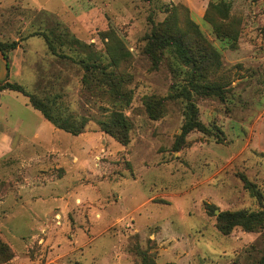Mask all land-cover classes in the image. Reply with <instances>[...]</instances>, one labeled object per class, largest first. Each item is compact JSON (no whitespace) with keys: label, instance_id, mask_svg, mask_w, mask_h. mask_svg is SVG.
Here are the masks:
<instances>
[{"label":"rangeland","instance_id":"obj_1","mask_svg":"<svg viewBox=\"0 0 264 264\" xmlns=\"http://www.w3.org/2000/svg\"><path fill=\"white\" fill-rule=\"evenodd\" d=\"M212 5L227 6V19L214 16L238 27L236 48L206 18ZM174 6L221 51L215 77L226 88L224 99H195L208 130L191 131L179 150L186 100L168 98L171 65L155 68L143 52L153 23ZM52 28L102 51L103 33L113 29L132 52L123 67L132 90L128 144L101 129L109 111L84 88L82 67L49 52L41 32ZM0 41H17L8 52L10 81L59 93L66 113L89 119L74 135L24 93L0 97V124L19 129L15 143L20 134L37 142L0 159V236L14 253L2 264H144L143 251L157 263L261 264L264 229L224 234L217 214L264 203L245 184L264 196V0H0ZM148 96L165 98L157 119Z\"/></svg>","mask_w":264,"mask_h":264},{"label":"trees","instance_id":"obj_2","mask_svg":"<svg viewBox=\"0 0 264 264\" xmlns=\"http://www.w3.org/2000/svg\"><path fill=\"white\" fill-rule=\"evenodd\" d=\"M167 11L166 18L160 22H154L151 31L145 35L143 52L151 59L155 68L164 61L171 65L176 80L168 98L186 100L185 121L176 141V149L179 150L191 131L208 130L199 118V108L195 99L198 97L224 99L226 88L225 84L215 77L222 66L221 51L193 19L186 17L184 21H180L179 7L174 6ZM214 13H219L223 19H227L229 16L227 6L212 5V12H208L206 18L213 23L216 35L227 41L232 48H236L238 27L231 21L222 22L216 19ZM41 36L52 55L68 58L82 67L84 88L92 95L102 97L106 104L104 108L109 111L106 118L99 120L101 129L117 138L122 144H128L132 124L125 109L132 102V90L128 87L130 75L124 71L123 67L131 61L132 52L124 40L110 29L103 33L107 41L102 51L95 49L92 44L81 41L68 29H46L41 32ZM0 48L9 62L8 52L17 48V41L12 43L0 41ZM65 49L71 52L67 53ZM3 90L24 93L29 97L30 105L39 110L45 119L74 135L83 133L89 123L86 117L66 113V107L63 106L62 96L59 93H32L22 83L10 81L9 75L6 80L0 82V91ZM164 102L165 98L146 97L145 105L151 118L157 119L162 115ZM245 184L263 203L262 192L248 180H245ZM217 220L218 227L224 234H230L236 227H241L248 232L260 231L264 229V203L258 210L245 208L221 211L217 214ZM13 256L12 248L0 236V264L11 260ZM142 260L144 264H175L173 262L157 263L145 251H143ZM260 262L264 264V255Z\"/></svg>","mask_w":264,"mask_h":264},{"label":"crops","instance_id":"obj_3","mask_svg":"<svg viewBox=\"0 0 264 264\" xmlns=\"http://www.w3.org/2000/svg\"><path fill=\"white\" fill-rule=\"evenodd\" d=\"M11 65V64H10ZM11 66L9 67V73H10ZM7 90L0 91V97L6 93ZM2 104V103H1ZM19 129L15 128H3V126L0 124V159L10 156L17 147L24 144H37V142L33 141L30 143H27L26 138L23 134H20L18 142L15 143V137L19 134ZM41 136V132H36L34 138L38 139Z\"/></svg>","mask_w":264,"mask_h":264},{"label":"water","instance_id":"obj_4","mask_svg":"<svg viewBox=\"0 0 264 264\" xmlns=\"http://www.w3.org/2000/svg\"><path fill=\"white\" fill-rule=\"evenodd\" d=\"M9 75V62L8 59L0 48V82L7 79Z\"/></svg>","mask_w":264,"mask_h":264}]
</instances>
